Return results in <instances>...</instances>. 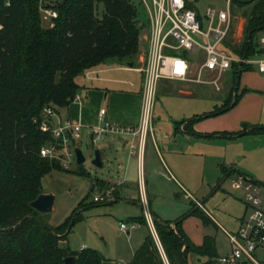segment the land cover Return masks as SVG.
Segmentation results:
<instances>
[{"label": "trees", "instance_id": "1", "mask_svg": "<svg viewBox=\"0 0 264 264\" xmlns=\"http://www.w3.org/2000/svg\"><path fill=\"white\" fill-rule=\"evenodd\" d=\"M48 1L47 6L58 12L53 26L44 25L40 0H0V264H66L69 256L75 257L73 264H102L110 259L96 249L73 251L60 245L72 229L68 230L71 222L75 224L79 218V209L88 208V196L57 227H47L32 217L44 220L30 204L45 192L43 179L49 173L90 175L83 164L66 170L60 159L41 155L43 145H59L60 140L43 131L40 123L45 107L58 112L75 100L87 69L110 60L136 63L142 29L148 20L139 25L141 0ZM188 6L193 8L190 1ZM230 10L233 16L245 17V38L237 44L227 38L225 44L241 56L253 54L257 36L264 29V0H232ZM237 89L238 84L233 102L208 115L193 117L188 124L233 109L240 99ZM263 129L264 125L255 126L224 135L237 138ZM221 169L224 176L233 170ZM97 185L102 188L107 181L97 178ZM197 204L193 202V208ZM151 212L160 243L149 230L125 264H189L192 253L206 257L203 264H215L220 255L216 236L206 235L197 245L183 229L184 222L173 225L174 221L160 218L153 209ZM192 216L218 228L202 207ZM131 219L148 226L144 214Z\"/></svg>", "mask_w": 264, "mask_h": 264}, {"label": "rangeland", "instance_id": "2", "mask_svg": "<svg viewBox=\"0 0 264 264\" xmlns=\"http://www.w3.org/2000/svg\"><path fill=\"white\" fill-rule=\"evenodd\" d=\"M189 1L193 8L202 15L206 14L209 7L224 10L228 7L227 0ZM139 10L141 15L139 25L141 26L147 22L148 15L141 3ZM241 18L243 19L242 24L240 23ZM50 22L43 18L45 26H51ZM245 23L246 19L242 14L233 16L232 29L228 37V40H231L233 44L240 43L245 38ZM149 32L147 24L141 33L140 46L143 51L140 50L138 53L143 61L149 47L147 37ZM182 54H186V52H182ZM136 64L139 65L138 62ZM205 76L206 79H211L215 74L214 76L213 74ZM219 84L220 88H217L215 84H194L167 79L159 83L157 96L150 110L152 128L146 138L144 159L140 168L135 163L137 156L134 155L135 158L131 153L135 141L138 145L139 137L107 133L98 142H95L92 139V132L88 128L82 132V137L74 142L76 147L82 149L87 158L83 167L90 175L84 177L74 172L57 171L49 173L43 179L45 192H52L56 196V200L54 210L42 212L40 216L54 227L66 222L79 205L78 203L88 196L85 202L89 205L88 208L79 209L81 210L79 218L67 238L60 240L61 246L70 247L73 251L85 246L102 252L107 258L113 259L114 256H121L116 259L121 260L130 251L131 244L137 245L139 240L143 241L145 227H132L133 222L130 218L145 213L144 218L148 226L151 230L153 228V218L146 212L145 206H148L145 200L146 188L142 191L141 180L146 186V180L150 178L148 170L151 159H155L158 167L161 168L157 155V150H159L168 161L167 153H170L171 157L177 158V168L173 170V176L178 190L174 196V203H166L162 209L167 216L181 213L180 218L193 208L194 201L186 198V194L190 193L199 200L205 199L213 193L219 181L226 177L222 176L218 180L222 173L218 165L219 159L231 156L236 159L238 166L235 169L237 171L231 172L223 182V186L201 206L205 212L209 211L213 217H217L222 227L205 226L196 216H190L185 220V228L194 240H199L203 233L210 232L216 236L219 252L221 254L230 253L231 247L225 230L228 232L235 230L237 218L241 217L246 210L244 192L236 190L233 184L238 179L239 172L247 174L254 180L264 182V129L257 133H245L238 140L228 142L220 137H218L219 140L192 139V143L190 139L191 149L197 154L186 151V148H189V141L185 139L187 135L179 130H181V124H186L185 122L194 113L203 114L205 112L204 115H208L233 102L236 84H238L237 91L240 96L235 105L238 109L237 114L245 115L244 112L247 113L246 118L240 123L241 128L244 130V128L263 126L264 74L252 65L242 66L240 72L239 68L234 66L222 74ZM181 89H190L194 94H186L181 92ZM115 138L122 139L126 145L125 148L120 143L111 145L107 141H113ZM96 148L102 150V157L105 161L104 168H98L92 162ZM77 165V160H75L70 169H64L73 171L78 167ZM97 178L105 179L107 185L102 188L97 185L95 192L92 193L91 187ZM120 180L125 183L119 186L117 182ZM259 188L264 195V184L259 185ZM104 190L111 191L113 198L111 197L105 202H93L94 194ZM119 196L122 198L114 201ZM91 202L93 205H90ZM121 222L128 224L129 234L120 229ZM197 258L201 261L205 260V257L191 254V264H200ZM255 258L256 262L247 260L240 264H264V247L255 252Z\"/></svg>", "mask_w": 264, "mask_h": 264}, {"label": "built area", "instance_id": "3", "mask_svg": "<svg viewBox=\"0 0 264 264\" xmlns=\"http://www.w3.org/2000/svg\"><path fill=\"white\" fill-rule=\"evenodd\" d=\"M189 0H141L148 15V50L142 68L143 113L137 126L114 123L106 117L102 110L99 123L92 127V139L98 142L104 134H128L139 137L138 145H133L140 162L143 161L146 138L152 128L150 110L157 96L159 83L164 79L198 84H215L220 88L219 80L227 69L236 66L241 70L244 65H252L264 74V29L257 36V47L253 54L239 55L227 44L226 39L231 32L233 14L228 7L217 9L209 7L202 15L195 8L188 6ZM42 17L50 20L51 26L57 17V10L48 7V0H40ZM10 4L9 2H7ZM186 52V54H182ZM207 74H215L206 79ZM75 100H82L78 94ZM44 119L40 127L49 132L59 145L49 143L43 145L41 155L52 159H60L66 169L77 160L75 140L82 137L85 126L73 120L53 123L57 111L51 107L44 108ZM234 188L244 192L246 213L242 217L238 229L226 231L231 251L216 258L215 264H240L250 260L256 262L255 252L264 247V195L247 174H240L234 182ZM113 198L112 192L104 190L94 194L95 202H105ZM189 197L191 195L189 194ZM199 203V202H198ZM152 231H155L154 223ZM132 227H137L133 223ZM120 229L127 231L129 226L121 222ZM86 248L83 246L81 249Z\"/></svg>", "mask_w": 264, "mask_h": 264}, {"label": "crops", "instance_id": "4", "mask_svg": "<svg viewBox=\"0 0 264 264\" xmlns=\"http://www.w3.org/2000/svg\"><path fill=\"white\" fill-rule=\"evenodd\" d=\"M240 23L241 24L243 23L242 18ZM140 50L143 51L142 48ZM135 62L136 63L138 62L140 66L139 65L137 66L136 63H133V65L130 66L129 64L125 62H121L119 60H110L99 66L87 69L86 72L83 74V76L80 78L82 88L77 93L82 97V100L81 101L74 100L67 107L61 108L57 112V115H55L53 119V123L56 124L64 120H73L74 122L80 123L83 126H85L83 131L88 128V130L92 132L93 125L99 123L100 114L102 110H105L106 117L110 121L114 123H121L124 125L137 126L141 122L142 113H143V104H144V98L142 93L143 82H144L142 68L144 62L142 60V57L139 55L137 56ZM181 90H180L181 92H184L189 95L194 94V92H192L190 89H181ZM237 110H238L237 107H234L233 109H230L228 110V112L225 113L212 115L211 117L198 118L196 121L193 122V124H188V121L185 122L186 124H181L180 127L181 130L179 131H183V133L187 135L185 136V139L189 141V145H188L189 148L185 147L186 151L191 154L194 153L197 154L196 151H193V149H191L192 146L190 145V139H191V143H192V139L219 140L218 137L224 139V141L227 142L238 140L239 137L231 138L229 136L226 137L224 135V134L239 132L243 130L240 126V123L242 120H244V118H246L245 115H247V113L244 112L245 115H239L237 114L238 113ZM204 113L202 114L200 112H196L191 118L196 116H204ZM182 125H186V126L182 127ZM188 126L190 127L189 130L186 129ZM208 134H212L213 136H209V137L206 136ZM107 141H109L111 145L120 143L122 146H124V148L126 146L125 143H123L124 141H122V139L118 140L115 138L113 139V141L112 140H107ZM135 144L136 141L134 142L133 145ZM173 150L175 151V148H173ZM132 155L137 156V158L134 156L136 158L135 163L140 168V165H142L143 161L140 162L137 152H135L134 154L132 153ZM157 155L161 168L158 167L155 159H151L148 170L150 178L146 180V186H144V181L142 183L141 180L142 191L143 189L146 188V193H145L146 203H148V206L151 209H153L154 212L157 213L160 218L164 220L176 221L177 219L180 218L181 213L174 214L173 216L170 215L167 216L165 215L162 207L166 203H170V202L174 203L173 202L175 198L174 196L176 195L178 190L176 189L178 185L174 180V176H173L174 174L173 170L177 168L176 166L177 158L175 159L174 157L170 156V153H167V155L169 156V161H168L167 158H165V156L162 155L161 151L159 150H157ZM219 162L220 163L218 165L220 169L222 166H224L227 169L229 168L235 169L238 166L236 159L232 156L229 158L222 157L221 160L219 159ZM145 168H147V166H145ZM221 170H222L221 177H219L218 180H220L222 176H224L223 169ZM124 183L125 181L120 180L119 182H117V185L120 186ZM46 192L52 193L48 191ZM190 195L191 197L193 196L192 194ZM185 197L186 198L188 197L192 199V201L197 203L200 201L194 196L192 198L189 197L188 194H186ZM206 212L210 217H212L214 222L217 223L218 228H221L222 225L220 221L217 219V217H213V215L209 211ZM245 213L246 210L244 214ZM244 214L241 217L237 218L238 222H236L235 230L239 228L241 219L242 217H244ZM136 216H140V215H136ZM189 217L190 216H188V218ZM185 220L183 223V229H185L186 233H188L185 228ZM143 226L145 227V232H144L145 236L144 238H142L144 240L145 237L148 235V231L150 230L152 232V230L147 225L137 222L138 228ZM127 233L129 234L130 232L128 231ZM206 235H212V234L210 232L203 233L199 240H194L189 234V236L197 245H200L203 242L204 237ZM139 241L140 242H137L138 243L137 245L136 244L130 245L129 248L130 251H128V253L125 255L126 257H122L121 260H116L119 259L118 257L121 256H114L113 259L111 258L109 259L116 261V263L118 264H125L129 262L130 259L136 253L137 248L143 242L142 240ZM219 254L221 255L220 252ZM190 256L191 254L189 255V264H191ZM197 260L200 262V264H203V262H205L207 258L205 257L204 261H201L199 258H197Z\"/></svg>", "mask_w": 264, "mask_h": 264}, {"label": "water", "instance_id": "5", "mask_svg": "<svg viewBox=\"0 0 264 264\" xmlns=\"http://www.w3.org/2000/svg\"><path fill=\"white\" fill-rule=\"evenodd\" d=\"M130 66L133 65V62L132 63H128ZM247 125V124H245ZM75 153H76V157H77V163L78 164H84L87 160V158L84 156V153L82 151V149L80 147H75ZM93 164L98 167V168H104V165H105V161L102 157V150L100 148H96L95 150V153H94V158L92 160ZM233 171H237V169H233ZM239 174H242V175H245L241 172H239ZM227 176L225 178H223L222 180L219 181V183L217 184L218 186L214 189L213 193L215 191H217L219 188H221L223 182L226 180ZM254 181V179H252ZM96 180L93 181V184H92V189H91V192L94 193L95 190H96ZM211 194V195H212ZM209 195L208 197H206L205 199H202L199 201V203L197 204V206H195L194 208H192L191 210H189L187 213L183 214V216L179 219H177L176 221H174L173 225H177L179 224L180 222H184V220L186 218H188V216H191L192 213L194 211H196L197 209H199V207L203 206L206 202V200L211 196ZM55 200H56V196L53 194V193H47V192H42L41 195L38 196V198H36L35 200H33L31 202V206L39 213H46V212H51L54 210V203H55ZM145 205V204H144ZM146 207V212L149 213V216L152 218V212H151V209L148 207V206H145ZM33 218H35L37 221H39L42 225L44 224L45 226L47 227H50L52 228V226L47 222V221H44L42 219H40L38 216L36 215H32ZM74 224V221L71 222L68 230H70L72 228ZM153 234L155 235L157 241L159 242V237H158V234L155 233V231H153ZM160 243V242H159ZM162 249V248H161ZM163 251V249H162ZM164 253V251H163ZM75 261V257L74 256H69V257H66L65 258V263L66 264H73V262ZM102 264H116V261L114 260H106L105 262H103Z\"/></svg>", "mask_w": 264, "mask_h": 264}]
</instances>
